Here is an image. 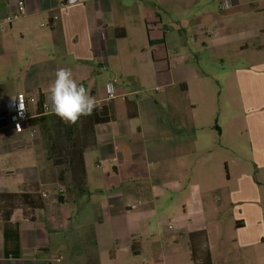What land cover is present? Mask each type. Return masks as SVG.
<instances>
[{
  "label": "crops",
  "instance_id": "obj_1",
  "mask_svg": "<svg viewBox=\"0 0 264 264\" xmlns=\"http://www.w3.org/2000/svg\"><path fill=\"white\" fill-rule=\"evenodd\" d=\"M20 1L27 14L5 24ZM225 1L0 0V113L21 94L30 119L41 102L51 111L49 85L70 68L115 116L85 152L81 196L68 174L57 180L46 146L0 122V192L38 184L47 195L34 220L13 215L20 258L5 254L0 222V264H87L91 254L100 264H136L144 247L164 264H192L196 231H206L213 260L222 247L217 264H264V182L247 163L228 168L240 152L235 133L224 144L196 133L195 107L212 101L215 83L237 88L252 163L264 172V0H228L223 9ZM126 100L136 102L135 118Z\"/></svg>",
  "mask_w": 264,
  "mask_h": 264
},
{
  "label": "trees",
  "instance_id": "obj_2",
  "mask_svg": "<svg viewBox=\"0 0 264 264\" xmlns=\"http://www.w3.org/2000/svg\"><path fill=\"white\" fill-rule=\"evenodd\" d=\"M118 35V34H117ZM129 108L127 116L135 118L137 104L126 100ZM111 102L97 106L90 116H82L75 125L65 124L55 114H45L43 103H39L37 116L29 123L37 135L46 143L48 162L59 170L57 180L64 182L70 174L71 187L77 195L86 193L85 152L97 144L96 128L114 120ZM38 184H31L19 193L0 192V222L4 226L5 254L20 258V226L12 221L17 210H22L26 219L34 220L37 211L44 210L46 198ZM62 204L64 197L59 198ZM192 264H213L206 231L188 234ZM132 249H134V244ZM87 264H100L98 254L87 256Z\"/></svg>",
  "mask_w": 264,
  "mask_h": 264
},
{
  "label": "rangeland",
  "instance_id": "obj_3",
  "mask_svg": "<svg viewBox=\"0 0 264 264\" xmlns=\"http://www.w3.org/2000/svg\"><path fill=\"white\" fill-rule=\"evenodd\" d=\"M204 66L207 68V64H204ZM212 93V101L200 100V103L195 107L194 119L198 121L199 126V128L196 130V133H199L200 135L214 133L216 136V142L221 144H224L226 138L228 139L232 137L233 133H235L237 136L234 137V139L236 142H238L240 152L228 156V160H231L229 163H227L228 168L229 165L231 169L233 168L234 162H232V160L238 161L239 163H247L248 166L252 168L256 178L264 182V176L262 175L264 172L262 170L256 172V167L252 163L249 142L246 135V118L248 113L244 107L240 93L235 87H232V89L226 91L225 89H222L218 83H215V89ZM182 99H184V103H187L188 97L186 95H180L179 101L181 102ZM233 125L235 127L234 131L232 130ZM216 127H218L219 130ZM34 141H36L38 144L46 146V143L40 139L37 133L35 135ZM247 160L248 162H245ZM222 173L223 176L227 178L225 164H223ZM68 175V177H70L69 173ZM261 193L264 207V185L261 186ZM142 250L143 251L139 255L134 256L136 264H152V262H154V264H164L160 259L159 261H156V258L159 256L157 249L153 247H144ZM213 252V264L221 262L222 258L225 257L222 247H215V251ZM107 263L124 264L122 260H117V262H114L110 258H108Z\"/></svg>",
  "mask_w": 264,
  "mask_h": 264
},
{
  "label": "clouds",
  "instance_id": "obj_4",
  "mask_svg": "<svg viewBox=\"0 0 264 264\" xmlns=\"http://www.w3.org/2000/svg\"><path fill=\"white\" fill-rule=\"evenodd\" d=\"M224 6L231 7V4L226 0ZM107 88L110 93L114 91L112 84H108ZM48 92L51 112L65 124H77L82 116H90L97 107L96 99L83 84L77 82L70 68L56 70L55 79L49 85Z\"/></svg>",
  "mask_w": 264,
  "mask_h": 264
},
{
  "label": "built area",
  "instance_id": "obj_5",
  "mask_svg": "<svg viewBox=\"0 0 264 264\" xmlns=\"http://www.w3.org/2000/svg\"><path fill=\"white\" fill-rule=\"evenodd\" d=\"M226 1L223 3L222 8L227 9L229 7H225ZM27 14V9L24 1H20L18 3V10L16 13H13L5 19L4 23L9 24L13 21H16L22 17H24ZM58 17L55 16L54 19L56 20ZM4 25L1 24V27ZM113 85V84H112ZM114 88V87H113ZM116 93L115 90L113 92H109V100L115 99ZM22 105V108L20 107ZM43 111L45 114L51 113L50 108L45 104H43ZM31 119L28 117L27 113V98L24 95H18L16 98L9 100L7 103V109L5 113H0V122L1 121H7L8 125L15 131V132H23V131H29L30 137L34 138L37 131L35 128H32L30 126ZM19 128V130H18ZM45 198H47V195H43ZM128 207H132V205H128Z\"/></svg>",
  "mask_w": 264,
  "mask_h": 264
}]
</instances>
